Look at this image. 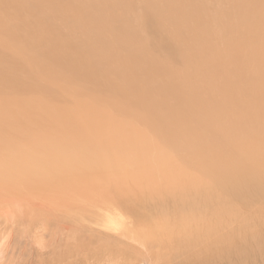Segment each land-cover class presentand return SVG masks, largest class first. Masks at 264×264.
Returning <instances> with one entry per match:
<instances>
[{
	"label": "bare ground",
	"instance_id": "6f19581e",
	"mask_svg": "<svg viewBox=\"0 0 264 264\" xmlns=\"http://www.w3.org/2000/svg\"><path fill=\"white\" fill-rule=\"evenodd\" d=\"M0 4V13L8 16L33 4L45 8L47 17L59 23L58 28L50 30L42 22H36L34 13L33 17L20 19L25 26L22 38L28 69L19 73L0 67V77H8L9 73L11 88L29 87L31 77L37 74L53 77L66 72V82L81 77L86 83L94 82L100 92L116 93L119 98L116 103L111 95L101 98L99 94L88 93L86 98H91L93 105L103 102L134 118L146 126V130L135 126L131 132L128 121L110 118L109 112L102 110V116L98 117L103 120L92 125L95 129L111 125L107 129L112 133L104 134L106 137L102 134V138L107 135L126 137L129 142L118 144L122 148L119 152L127 158L136 154L139 159L147 150H155L160 155L158 162L164 161L172 171L178 172L177 177L189 180L169 183L168 179L165 180L167 186H163L185 209L183 212L168 210L163 202L153 220L145 215L136 216L132 211L125 222L123 218L115 219L121 217L119 212L108 209L84 215L88 221L92 218L95 224L102 221L104 228L116 232L113 235L116 241L108 242V232L101 228L95 231L97 235H91V226L85 224L64 229L56 233L54 242L58 243L59 239L64 249L59 262L138 264L142 260L147 264H264V237L256 215L249 220L252 236L241 245L235 238L240 225L232 228L228 227L231 221L221 222L238 216L236 209L246 198V187L252 195L260 198L264 195L256 183L259 177H254L259 175L260 168L264 169V0H145L141 9H136V0H0ZM73 22L84 25L78 37L69 27ZM151 23L153 28L149 27ZM152 34L159 37L154 39ZM36 39L41 40L39 45H34ZM165 51L167 55L160 58L157 53ZM36 58L45 59L38 70H34ZM175 60L180 66L171 64ZM40 67L46 72H40ZM115 77L121 82L116 83ZM87 85L91 84L84 86ZM4 91L6 95L7 88ZM80 107L88 118L89 107L78 103ZM62 109H46L49 120L54 121L49 135L36 132L27 137L24 129L26 140L32 141L33 148L19 146L15 152L8 153L10 145L2 144L5 140L0 141V179L8 181L4 183L10 186L24 184L32 189L30 192L48 193L50 186L51 195L46 196L56 204L65 202L59 198L62 194L83 199L84 193L88 200L99 199L110 206H120L124 197L105 195L104 186L109 183L104 185L105 181L98 179L99 172L103 175L98 167L117 169L116 158L120 159V155L112 150L111 143L112 151L108 153L110 148L103 139H92L93 145L84 147L88 140L81 134L90 139L87 133L94 131L90 132L89 127L82 124L79 127L83 132L79 131L76 122L70 121L64 111L71 108ZM0 110L7 113H0L3 125L11 127L15 124L11 120L23 118L17 113L9 115L6 99L1 102ZM56 117L64 121L60 127L56 123L57 128L55 122L60 120ZM147 131L157 137L155 143ZM13 132L9 138L14 136L15 141L18 133ZM26 140L23 141L27 143ZM172 153L183 161L186 169L195 170L197 177L192 178L185 168L178 170V164H172ZM258 155L263 158L261 161ZM147 165L150 164L135 167L151 171ZM261 180L264 186V177ZM118 182L112 183L118 185ZM135 182L142 186L139 181ZM159 183L153 181L152 186L159 189ZM258 216L262 217L261 212ZM215 229L222 236L218 237ZM261 237L256 251L247 249L252 240ZM138 245L143 246L149 260L137 254ZM147 246L152 248L150 252ZM236 249L240 250L239 258L232 257L236 256L233 254ZM260 253L263 256L259 257ZM224 256L225 262L222 261ZM138 258L141 259L138 261Z\"/></svg>",
	"mask_w": 264,
	"mask_h": 264
},
{
	"label": "rangeland",
	"instance_id": "374dc122",
	"mask_svg": "<svg viewBox=\"0 0 264 264\" xmlns=\"http://www.w3.org/2000/svg\"><path fill=\"white\" fill-rule=\"evenodd\" d=\"M144 1L145 0H136V9H141L143 7ZM74 9L76 10L77 7H74ZM33 13L37 15L36 22L38 24H41L42 22L46 26L50 27V30H52L51 28L53 27L56 28L59 27V23L57 21L47 17L45 8H40L33 4H29L25 8L19 9L18 13L17 14L14 13L12 14V16H8V14L4 15L2 12L0 13V59H2V62L0 61V67H2L7 72L22 73V69L25 68L28 69L26 62L24 61V59L27 56V52L23 48L25 40L22 38L24 35L25 26L23 25V23L20 22V19L27 18L28 16L33 17ZM83 26L84 25L80 22L69 23V27L72 29L73 34L77 37L81 35ZM153 26H154L153 23L149 25L150 28H153ZM152 36L154 37V39L159 37L158 34H152ZM40 41L41 40L36 39L34 45L37 44L39 45ZM162 49L164 48L162 47ZM157 51H163V50L157 49ZM157 54L160 58L161 56L164 58L167 55L166 51L158 52ZM2 56L6 58V61L2 58ZM44 60L45 59L42 58L34 59V65H35L34 70H38L39 66ZM73 60H75V62H78L76 57H74ZM171 64L173 66H180L177 60L171 62ZM75 65H78V63H75ZM40 68H41L40 72H46V70L43 67ZM96 72H98V67ZM60 73L63 76H60L61 74H59L58 76L50 77L46 73L34 75L31 77L29 81V87L15 86L14 88H11L10 87L11 79L9 73H8V77H0V104L4 99L8 100L9 115L17 113L23 116L22 119L19 118L16 121L11 120L10 121L11 123H15L11 127L3 125L4 123L2 124V121H0L1 122L0 136L1 138L3 137L2 140L0 138V141L2 142L3 140H5L6 142L4 141V143L2 142V144L10 145V147H8V153L15 152L16 147L19 146L20 148L23 149L33 148V146L31 145L32 141L30 142V140H26L29 134L32 133L35 134L36 132L38 133L41 132L46 136L50 134L48 131L52 130L51 127L54 126V121L49 120L50 118L48 117V112H46V109L48 108L59 109L63 111L62 108L70 107L71 109L64 111H66L67 115L70 117L69 118L70 121L73 120L76 122L79 131L83 132L79 127V125L81 124L88 126L89 127L88 130L90 132L94 131L92 134L87 133L88 135L90 134L91 140L88 139L86 134L85 135L83 133L81 134L82 136H84L83 137L84 139L88 140V142L86 141V144L84 146L88 148H90L89 146L93 145V143H90L92 142V139L97 138L98 141H102L103 139L102 136L104 134L108 133L109 135L112 133L107 129V127L111 125L106 126L103 129L101 128L95 129L93 127L96 126L97 123H100L103 120V117L102 118L98 117V115L102 116L100 114V111L102 110H105V112L107 113L109 112L110 118L124 119L128 121L127 125L129 126L131 132L134 131L135 126L140 129L146 130V126H144L142 123L137 122L134 118L127 116L126 114H123L118 110L109 108L107 105H104L103 102L98 105H93V102L90 101L91 98L90 99L86 98L88 93H92L93 95L99 94L98 96L101 98H105L107 95H111L112 101L116 103L117 99H119L116 93L100 92V90L95 89L94 82L86 83L87 80H84L81 77L72 78L71 79L72 81L66 82L65 81L66 72H60ZM114 80L116 83L121 82V80H119V78L117 77H115ZM85 84H91V85L84 86ZM4 88H7L8 90L6 95ZM78 103H85L89 107L87 108L86 111L87 114L90 115L88 118L86 114L83 113L84 109L81 107L78 108ZM0 113L7 114L3 110H0ZM33 113L35 115H33ZM56 119L60 120V122H55V128H57L56 123H59L58 127H60L61 122H64L62 119H59L58 117H56ZM24 124L25 127H22V125L24 126ZM18 125L20 128L18 127ZM112 125H116V123H113ZM16 126L17 128H15ZM6 129L7 131L3 132V130ZM8 129L10 130L12 129L11 132H13L14 129L15 131H17L16 133L13 132L15 134L18 133L17 137L15 134H13L16 137L15 141L13 135H12L13 141L11 138H9L11 137L10 136L11 132ZM24 129L26 130L27 137L25 136ZM8 131L10 134L7 136ZM147 133L154 138L152 143H155L157 137L151 135V132L149 131H147ZM108 135L107 138L103 139V142L105 144H108L107 146L109 147H107L104 144L107 148H110L112 145L111 147L112 150L115 149L114 151L120 155V159L116 158L117 159L116 161L118 162L117 169H110L113 166H109L105 169L103 168L104 166L98 167V169H100L101 171L103 170L102 172L103 175H105V177L98 170L96 171L99 172L100 174V177L98 179H101L103 182L105 181L104 185L109 183V186L111 187L110 188L107 185L104 186V189H106L105 195L113 198H121L122 196L124 197L119 202L120 206H115L114 204L113 206H110L108 203L99 202L100 201L99 199L98 201L96 200L98 203L96 201L94 202L93 201L94 199L88 200L86 198V194L84 193H83L84 195L83 199L76 198L73 195H69V194H62L59 196V198L60 200L63 199L62 201L65 202H61V203L57 202L56 204L53 203L52 200H50L51 198L46 196L49 194L51 195L49 191L50 186H48V190H47L48 193H46V191L41 192L38 190H36L37 192H30L32 189H28L27 187H25L24 184L23 185L18 184V186L15 185L10 186L9 183H4L8 181H2V179H0V183H1L0 184V199H1L0 201V264H63L64 262L62 263L59 262L58 260H60L61 257H63L64 249L62 244L59 242V239L57 241L58 243H54L55 240H57L56 233L60 231L69 230L71 228H76L80 224H85L87 227L91 226L92 228L91 227L89 228L90 229L89 233L93 236L97 235V232L95 233L97 228L104 229L103 231L107 230L108 242H112V241L115 242L116 240L114 239L113 235L116 232H113V230L109 229V227L104 228V223L102 221H100V223L98 224H95L93 218L92 221H88L85 218L84 215L90 214L91 212L98 213L101 211L107 212L108 210L111 211L113 210V212L114 211L119 212V215L121 216V217H116L115 219L123 218L126 222L128 220V213H131L132 211H135L136 216L145 215L147 219L153 220V216H156L155 213L158 211L160 206H163V202H164V206L168 210L176 209L175 212H183L185 210L178 201L172 198V195L170 194L169 190L164 187L167 186L165 180L168 179H169L168 180L169 183H171V181L186 182L189 180L184 179L181 176H180L181 178L177 177L178 172L172 171V167L167 163H165L164 161L158 162L159 161L158 157H160V155L155 150H151V149L147 150L145 155L142 154L141 156H139V159L136 154H134V157L130 156L127 158V155L123 154V152L122 153L119 152L122 150V148L120 147V143L122 145L124 143L129 142L126 139V137L123 136L119 139L113 136L114 137L113 139L112 136H108ZM104 137H106V135H104ZM30 138L31 137H29L28 139ZM7 140L10 142L8 143ZM23 140L24 141L26 140L28 145ZM107 140H111V141L114 140V142L111 141L106 142ZM118 142L120 143L118 144ZM169 144L170 143L166 144L165 146ZM38 146L41 147V145ZM111 148L108 149V153L112 151ZM124 157L125 159H123ZM141 157L143 158L142 160ZM172 158H173L172 164L175 166L178 164L177 169L184 171L185 167L181 163L183 161L180 158H178L174 153H172ZM262 159L263 158L258 155V160L261 161ZM113 160L115 161V159ZM130 162H132L131 165ZM138 164H142V166H146V164H150L147 165V167L152 168V170L150 171L149 169L147 170L142 169V166L135 167V165ZM151 165L152 167H150ZM86 169L91 170V168L88 167ZM263 170L264 169L260 168L258 170L259 175L254 176L257 178L259 177L258 179H256V183H258V186H260V189L262 191H264V186L263 183L261 182L262 177H264ZM183 171H180L182 172L181 175L183 174ZM186 171L190 174V176H192V178L193 177L196 178L198 175L197 172L193 169H186ZM8 179L13 180L14 178L8 176ZM107 180L109 182H106ZM114 180H118L119 184L118 185L113 184L112 182ZM259 180L261 181L259 182ZM135 181H139V183L142 186L140 187L139 185H136L137 182ZM153 181L161 182L159 183L160 184L159 189H155L152 186ZM104 189H102V191ZM160 189L161 192H158ZM107 190H109V192ZM100 193L101 191L97 192V195H99ZM244 193L246 198H244L243 201L241 200V203L243 204L240 206L238 205L236 209L238 216L234 218L231 217L228 220L221 221V222L231 221L232 223L228 224V227H232V228L234 225H240L241 230L238 234L235 235L236 242L239 245H241L246 239L252 236L250 234L251 227L249 226L250 223L249 220L252 221L254 215H256L255 219H257V222L260 221L259 226L260 225L261 226L259 227V229H261L263 235L262 237H264V195L261 198L256 195H252L251 194L252 192L251 191L249 192L247 187L244 189ZM152 194L154 196H152ZM23 195L26 197L24 198ZM62 197L64 198L68 197V200H64V198ZM162 197L164 200L162 199ZM92 201L94 204L92 203ZM58 203L60 206L58 205ZM73 206L74 209L72 208ZM109 206L111 208H109ZM105 207L107 208L105 209ZM88 208H90V210H88ZM258 212L259 213L261 212L262 217L258 216ZM254 223L252 225H254ZM123 225L125 226V223H123ZM83 231L85 232V230ZM215 232L218 237L222 236V233L220 231L215 229ZM262 237L259 239L252 240L249 243L250 247H248L247 249L254 248L256 251L259 242L262 240ZM41 242L44 243L40 244ZM87 242L88 240L83 242V244ZM44 244H46L45 247H43ZM53 247H55V249ZM147 249L149 252L152 250V248L149 246H147ZM137 250H138L137 254L142 256L145 260H149V258L146 255V251H144L143 249V246L138 245ZM128 251L134 253L132 249H128ZM238 251L239 253H237ZM263 253H260L259 257L263 256ZM224 254H225V250H224ZM233 254L236 256H232V257L239 258L240 250L236 249V251H234ZM140 259L141 258H138V261ZM222 261L223 262L226 261L225 256L223 257ZM138 264H147V263L142 262L141 260V262Z\"/></svg>",
	"mask_w": 264,
	"mask_h": 264
}]
</instances>
